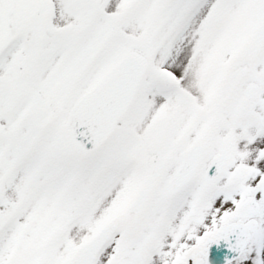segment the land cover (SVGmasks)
Segmentation results:
<instances>
[{
  "label": "snow or ice",
  "instance_id": "6c2138e0",
  "mask_svg": "<svg viewBox=\"0 0 264 264\" xmlns=\"http://www.w3.org/2000/svg\"><path fill=\"white\" fill-rule=\"evenodd\" d=\"M0 264H264V0H0Z\"/></svg>",
  "mask_w": 264,
  "mask_h": 264
}]
</instances>
